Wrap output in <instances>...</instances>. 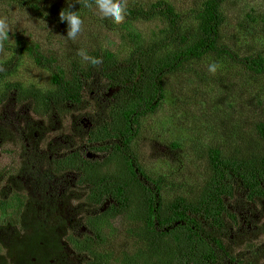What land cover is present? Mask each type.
Returning <instances> with one entry per match:
<instances>
[{
  "label": "trees",
  "instance_id": "16d2710c",
  "mask_svg": "<svg viewBox=\"0 0 264 264\" xmlns=\"http://www.w3.org/2000/svg\"><path fill=\"white\" fill-rule=\"evenodd\" d=\"M230 1L149 0L127 5L118 50L97 44L87 55L99 63L75 61L68 71L52 67L55 58L33 44L25 53L38 66L51 69L45 89L15 79L22 57L18 53L22 41L15 38L13 55L0 60V110L7 105L25 108L43 123L37 127L42 133L46 123L55 128V122L63 125L74 110H86L92 126L76 135L88 153L102 156L69 151L43 159L52 176L73 174L70 190L80 203L77 229L70 231L53 225L51 216L40 209L43 196L34 197L22 186L26 170L0 171V264L243 262L245 254L234 256L231 250L239 218L230 206L240 191L248 205L264 204L262 102L261 114L201 153L197 161L203 172L191 184L184 183V195L165 197L169 184L161 175L145 173L135 149L143 121L159 111L171 80L198 76L194 65L205 59L221 63L226 58L239 70L245 79L244 86L238 85L249 101L255 100L250 94L258 93L253 83H260L264 94V54L241 47L249 48L241 37H249L253 28H264V16L244 11L235 21L238 33L230 35L226 12ZM29 5L38 11L32 1ZM87 8L78 0L71 10ZM140 23L148 29H138ZM100 89L114 92L112 99H98ZM7 143L0 133V153ZM108 200L112 203L103 208Z\"/></svg>",
  "mask_w": 264,
  "mask_h": 264
},
{
  "label": "rangeland",
  "instance_id": "374dc122",
  "mask_svg": "<svg viewBox=\"0 0 264 264\" xmlns=\"http://www.w3.org/2000/svg\"><path fill=\"white\" fill-rule=\"evenodd\" d=\"M31 1L38 7V11L30 7ZM76 1L78 0H0V16L8 18L11 29L9 39L0 41V60L13 55L10 49L15 44V38L22 41L18 51L22 57L19 71L15 75L17 81L42 89L50 85L51 69L38 66L25 53L33 44L40 46L43 55L55 58L54 63H51L52 67L58 65L65 71L75 61H85L78 54L80 51L88 54L97 44L113 52L118 50L121 23L116 24L103 18L95 5L77 11L83 20L82 31L75 40L67 39V23L60 21L59 13L72 7ZM148 1L126 0V4ZM229 3L226 12L230 35L238 33L235 21L242 18L244 11L252 9L256 15L264 16V0H231ZM137 27L148 29L146 23H140ZM248 36L241 37V40H245L242 43L249 46L241 45L242 49L249 53L264 54V28H253ZM24 43H27L26 48ZM213 63L218 65L215 73L208 70ZM194 69L198 73L196 77L171 80L159 111L143 121L135 142L138 162L145 173L151 176L161 175L169 184V188L163 190L165 197L168 194L170 197L184 195V183L191 184L194 177L201 176L203 172L202 163L197 158L207 146L216 141H225L234 127L244 128L245 120L261 114L260 103L262 102L261 106L264 105L261 84L253 83L258 93L256 96L250 94L255 100L249 101L251 98L248 93L239 87L241 84L244 86L245 77H239L240 71L232 68L226 58L221 63L205 59L197 67L194 65ZM9 80L13 78L10 77ZM113 93L100 89L98 99L110 101ZM86 112L82 109L74 110L63 125L55 122L54 131L46 123L47 130L42 133L37 127L43 123L31 116L25 108L7 105L0 110V133L8 140L0 153V171L6 168L15 174L26 170L21 180L28 183L26 186L37 182L41 190L30 185L32 189L29 192L26 186H22L34 197L49 195L39 200L40 209L51 216L53 225H61L67 231L77 229L79 222L77 206L80 201L75 199L70 190L73 174L56 178L47 171V167L44 168L43 159L55 156L59 150L58 156L69 151L88 152V146L73 131ZM74 119H80L76 126ZM56 136L60 137V145L54 144ZM5 149L11 153L4 152ZM98 155L102 156L100 153ZM230 208L239 218V228L233 232L231 250L234 256L245 254L246 260V263L238 260L239 263L235 261L232 264H264V204L248 205L240 191ZM108 249L111 247L108 246Z\"/></svg>",
  "mask_w": 264,
  "mask_h": 264
},
{
  "label": "clouds",
  "instance_id": "9594fccd",
  "mask_svg": "<svg viewBox=\"0 0 264 264\" xmlns=\"http://www.w3.org/2000/svg\"><path fill=\"white\" fill-rule=\"evenodd\" d=\"M93 2L103 18L116 24L123 22L127 15L126 0H120V2H116V0H93ZM84 6L90 8L92 3L89 0H84ZM59 18L61 22L67 23V39L75 40L82 31L83 20L80 14L77 11L71 10L70 6L60 11ZM10 30L8 18L0 16V41L9 39ZM78 54L85 60L91 59L93 64L99 63L95 58L88 57L84 51H80ZM217 67L218 65L213 63L209 65L208 70L215 73Z\"/></svg>",
  "mask_w": 264,
  "mask_h": 264
},
{
  "label": "flooded vegetation",
  "instance_id": "af4514ba",
  "mask_svg": "<svg viewBox=\"0 0 264 264\" xmlns=\"http://www.w3.org/2000/svg\"><path fill=\"white\" fill-rule=\"evenodd\" d=\"M88 112H86L85 113V115L82 117V118H80V119H82V120H80V119H74V125L76 126V123H77V121H79L78 122V124H77V126H76V129H73V131H75V133H78V132H80V131H83V130H89L90 128H91V126H92V124L90 123V119H88V118H86L85 116H86V114H87ZM90 125V126H89ZM84 126H86L87 128H85ZM88 126H89V128H88ZM50 130H55V128H51ZM59 139H60V137L59 136H56L55 137V139H54V144H56L57 143V145H60L59 143H58V141H59ZM71 141V140H70ZM61 150H59V151H56V153H59ZM86 154H87V156L88 157H92V158H100L99 156H97V155H92V154H90V153H88V152H86ZM49 157H54V156H49ZM31 183V182H30ZM26 184H28V183H26ZM30 185H32L33 186V188H35V189H37V190H41V188L39 187V184L37 183V182H34V183H32V184H29V185H27L26 186V188H27V190L29 191V192H31V187H30ZM43 186H45V184L43 185ZM39 191H37V193H38ZM44 193H46V192H44ZM45 195H47V194H44L43 195V197L45 196ZM47 196H49V195H47ZM51 197V196H50ZM69 197V196H68ZM68 199H67V197H66V201H67ZM112 203V201L111 200H108L105 204H104V206H103V208H105V207H107L109 204H111Z\"/></svg>",
  "mask_w": 264,
  "mask_h": 264
}]
</instances>
